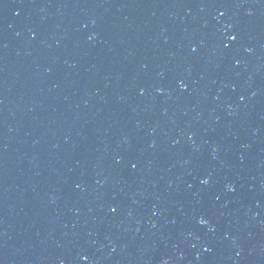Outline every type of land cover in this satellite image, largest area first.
I'll list each match as a JSON object with an SVG mask.
<instances>
[{"label": "water", "instance_id": "water-1", "mask_svg": "<svg viewBox=\"0 0 264 264\" xmlns=\"http://www.w3.org/2000/svg\"><path fill=\"white\" fill-rule=\"evenodd\" d=\"M0 264H264V0H0Z\"/></svg>", "mask_w": 264, "mask_h": 264}, {"label": "snow or ice", "instance_id": "snow-or-ice-1", "mask_svg": "<svg viewBox=\"0 0 264 264\" xmlns=\"http://www.w3.org/2000/svg\"><path fill=\"white\" fill-rule=\"evenodd\" d=\"M231 39H235V37L233 36V37H231ZM203 182H205V183H206V181H203ZM113 211H115V209H113Z\"/></svg>", "mask_w": 264, "mask_h": 264}]
</instances>
